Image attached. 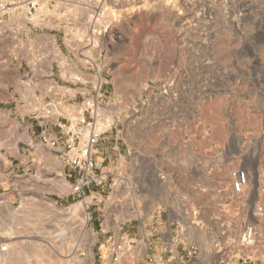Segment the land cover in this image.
I'll list each match as a JSON object with an SVG mask.
<instances>
[{
	"label": "rangeland",
	"instance_id": "1",
	"mask_svg": "<svg viewBox=\"0 0 264 264\" xmlns=\"http://www.w3.org/2000/svg\"><path fill=\"white\" fill-rule=\"evenodd\" d=\"M21 5L62 25L56 34L40 31L42 106L95 102L103 132L96 173L107 181L76 193L80 176L41 142L38 160L11 179V161L37 147L31 137L39 128L0 110V171L9 179L0 191L16 187L14 200H0V264H105L133 245L154 179L187 180L193 194L221 169L215 186L223 190L241 158H225L220 147L245 137L264 145V0H16L11 7ZM18 51L24 80L28 50ZM78 87L92 92L70 98Z\"/></svg>",
	"mask_w": 264,
	"mask_h": 264
},
{
	"label": "crops",
	"instance_id": "2",
	"mask_svg": "<svg viewBox=\"0 0 264 264\" xmlns=\"http://www.w3.org/2000/svg\"><path fill=\"white\" fill-rule=\"evenodd\" d=\"M61 27L59 21L56 24L40 21V9L37 7L33 11L21 5L0 11V110L7 120L12 122L27 118L38 128L40 121L56 127L64 119L80 123L88 114L85 108L67 110L53 107L52 113L48 115L42 106L40 60L37 56V52H40V31L56 34V30ZM73 28L75 32H81L78 25ZM23 33L26 39L22 42L19 35ZM18 46L28 50L26 61L30 73L24 80L21 78L23 74L16 69ZM76 80L79 82L83 78L78 74ZM53 87L55 92L58 91L56 86ZM90 92L92 90L87 87H78L68 93L70 98L77 100ZM59 93L62 92L59 90ZM59 96L57 98H62ZM73 104L78 106L79 103ZM31 141H35L37 147L26 149L28 156L25 160L19 163L11 161V179L23 168L29 169L33 165L29 164L32 158V163L38 160L40 143L37 136L31 137ZM18 152L22 155L21 150L18 149ZM192 173L193 176L202 175L195 171ZM162 174L164 177L169 176ZM219 174L220 171L211 170L207 176L212 179L206 182L212 183L211 187L203 186L193 194L184 189L187 180H179L180 185L176 186L172 180L160 183L154 179L153 184L158 187L154 189L152 185L149 186L148 211L139 212L138 233L132 238L133 245L123 251L125 253L119 264H144L150 252L161 259L160 264H264V215L255 216L253 204L244 206L233 199L230 175L226 187L219 190L215 186L219 182ZM178 176L188 177V174L180 171ZM8 182L1 169L0 185L4 187ZM7 188L0 191V200L5 203L14 200L16 191L13 184H8ZM141 189L138 191L141 192ZM138 206L143 209L141 200ZM247 223L258 224L260 236L256 246L244 247L238 243V235ZM105 264H115L111 254L107 255Z\"/></svg>",
	"mask_w": 264,
	"mask_h": 264
},
{
	"label": "built area",
	"instance_id": "3",
	"mask_svg": "<svg viewBox=\"0 0 264 264\" xmlns=\"http://www.w3.org/2000/svg\"><path fill=\"white\" fill-rule=\"evenodd\" d=\"M16 0H0V11L10 8ZM39 55V54H38ZM40 59V56H38ZM27 72V74H29ZM53 108V107H52ZM51 109L46 114L52 113ZM85 111L89 117H83L79 122L60 120L53 131L49 124L40 121L37 138L39 143L51 148L56 156L60 157L80 177L74 186V191L85 196L88 186L97 181L98 184L107 181V175L97 174L100 167L94 158V152L98 148L103 132L97 127V115L95 102H86ZM41 127V130H40ZM236 152V148H238ZM220 155L229 160L241 158V164L228 171L231 178L233 199L239 204L248 206L253 204L254 215H264V166L261 164L264 158V145L256 139L243 138L239 146L234 142H226L219 149ZM251 162V164L249 163ZM217 170V169H216ZM218 171H223L219 169ZM255 194V197L252 195ZM260 231L257 223H247L238 235V243L241 246H256L259 242ZM121 249V246H117ZM3 249H7L6 246ZM125 252H111L112 261L119 264ZM154 253L150 252L144 264H160Z\"/></svg>",
	"mask_w": 264,
	"mask_h": 264
}]
</instances>
